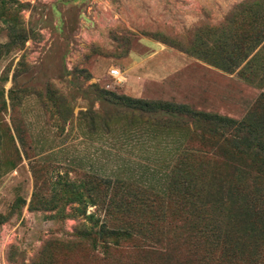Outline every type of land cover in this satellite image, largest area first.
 Segmentation results:
<instances>
[{"label": "rangeland", "instance_id": "374dc122", "mask_svg": "<svg viewBox=\"0 0 264 264\" xmlns=\"http://www.w3.org/2000/svg\"><path fill=\"white\" fill-rule=\"evenodd\" d=\"M261 145L264 0H0V264H264Z\"/></svg>", "mask_w": 264, "mask_h": 264}, {"label": "built area", "instance_id": "2783aa9c", "mask_svg": "<svg viewBox=\"0 0 264 264\" xmlns=\"http://www.w3.org/2000/svg\"><path fill=\"white\" fill-rule=\"evenodd\" d=\"M110 76L113 77L114 79H117V80H120L122 78V74H121L120 70H118V69H113L111 71Z\"/></svg>", "mask_w": 264, "mask_h": 264}, {"label": "trees", "instance_id": "16d2710c", "mask_svg": "<svg viewBox=\"0 0 264 264\" xmlns=\"http://www.w3.org/2000/svg\"><path fill=\"white\" fill-rule=\"evenodd\" d=\"M234 126L237 127L236 130H240L242 124L239 123V122H234ZM260 149L264 152V145H261V146H260Z\"/></svg>", "mask_w": 264, "mask_h": 264}]
</instances>
